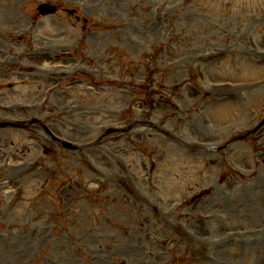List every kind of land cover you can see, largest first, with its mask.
<instances>
[{
  "label": "rangeland",
  "instance_id": "obj_1",
  "mask_svg": "<svg viewBox=\"0 0 264 264\" xmlns=\"http://www.w3.org/2000/svg\"><path fill=\"white\" fill-rule=\"evenodd\" d=\"M43 1L60 9L41 16ZM41 49L45 59L31 56ZM257 49L264 0H0V84L29 105L8 113L49 118L82 146L57 147L35 126L7 130L6 150L29 173L0 219V264H264V125L249 132L264 116ZM133 68L137 83L154 77L134 106ZM228 88L235 96L212 98ZM211 103L225 116H209ZM233 124L249 134L230 152L182 154Z\"/></svg>",
  "mask_w": 264,
  "mask_h": 264
}]
</instances>
